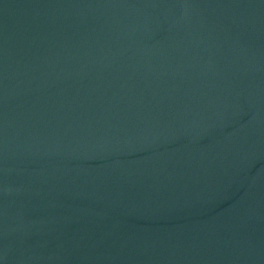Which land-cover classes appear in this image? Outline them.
Instances as JSON below:
<instances>
[{
	"label": "water",
	"instance_id": "1",
	"mask_svg": "<svg viewBox=\"0 0 264 264\" xmlns=\"http://www.w3.org/2000/svg\"><path fill=\"white\" fill-rule=\"evenodd\" d=\"M0 264H264V0H0Z\"/></svg>",
	"mask_w": 264,
	"mask_h": 264
}]
</instances>
